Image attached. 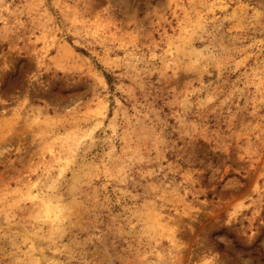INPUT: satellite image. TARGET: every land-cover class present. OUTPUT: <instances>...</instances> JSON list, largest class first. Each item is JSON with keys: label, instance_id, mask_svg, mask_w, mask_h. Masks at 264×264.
<instances>
[{"label": "rangeland", "instance_id": "374dc122", "mask_svg": "<svg viewBox=\"0 0 264 264\" xmlns=\"http://www.w3.org/2000/svg\"><path fill=\"white\" fill-rule=\"evenodd\" d=\"M0 264H264V0H0Z\"/></svg>", "mask_w": 264, "mask_h": 264}]
</instances>
